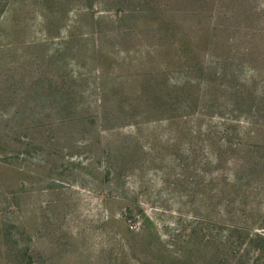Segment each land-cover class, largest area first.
I'll list each match as a JSON object with an SVG mask.
<instances>
[{
    "label": "rangeland",
    "instance_id": "rangeland-1",
    "mask_svg": "<svg viewBox=\"0 0 264 264\" xmlns=\"http://www.w3.org/2000/svg\"><path fill=\"white\" fill-rule=\"evenodd\" d=\"M246 192L264 214V0H0V264H248Z\"/></svg>",
    "mask_w": 264,
    "mask_h": 264
},
{
    "label": "trees",
    "instance_id": "trees-1",
    "mask_svg": "<svg viewBox=\"0 0 264 264\" xmlns=\"http://www.w3.org/2000/svg\"><path fill=\"white\" fill-rule=\"evenodd\" d=\"M6 6H8V5H6ZM81 75H82V73L79 74L78 77L81 76ZM55 91H57L56 88H55ZM41 93H38V94H41ZM170 120L171 119H169V121ZM202 129H203V127L201 126V128L199 130H197L196 133H200V135H203L204 132H202ZM169 130H172V128H169L168 127L167 128V131L169 132ZM194 131H195L194 129L191 130V132H194ZM180 132H182V126H181V128H180V130L178 132L174 129V138H172L171 141H175V146H177L178 143H179V141H180V139H182V137L180 135ZM169 133L171 135V132H169ZM200 137L202 138L203 136H200ZM194 142H195L194 140H193V142L190 141V143H189V148L190 149L188 150V152H190L195 157L187 156L186 154H183V153L181 155H179L183 159V161H187L186 164H189V161H191V162H197L198 161V163H199L201 161V159H200L201 156L198 153L199 152L198 150H204L206 152V154L208 155L211 151L214 150V147L216 145L215 138H213V132H212V129L211 128H209L208 132L206 134H204V137L202 138V143L204 142V144H206L205 146H200V145L196 146L194 144ZM168 144L169 143H167V145ZM210 146H212V147L209 148ZM121 149L122 150H126V151L128 150V153L129 154L136 153V151H134L133 148H130V146L124 147V148L122 147ZM107 155H109V156L105 158V160H106V166H105L106 168H105V174H104V178L106 177L105 180L108 179L109 175L111 174V172L113 170V168H111V166L109 165V162L111 161V160H109V158H111V157L114 158V156H112L113 154L111 152L110 153H107ZM119 158H120V156L118 155L116 157V160L119 159ZM122 159H124V157ZM259 159H260V157L257 156V154H256L255 156H253V157H251L249 159V162H251L253 164L257 162V164H258L259 163V161H258ZM180 162H181V160H180ZM179 165H181V163ZM196 173H197V179H200L201 180L200 183H202V182L203 183H207L208 180L205 178L204 175H202L201 173H199L197 171H196ZM217 179H218V181H217ZM229 179H230L229 177L226 178V181H224V182H220V178H218V177L213 178L211 180L212 182H215L216 183L214 185V187H217V188L215 190L216 192H215L214 196L217 199H220L221 198V193H222L221 189L223 190V187H224V185H222V184H226V182L229 181ZM192 180H193V178H192ZM217 182H219V183H217ZM197 183L198 182H196V184ZM218 186L221 189H218ZM256 189L260 193V187H256ZM259 193H258V195H260ZM246 195L247 196L244 198V201L243 202L246 205L247 204L256 203V208H254V207L248 208L247 206H244V207L241 208V214H240V211L238 213L234 211L235 209H234L233 205L235 206V204H234L235 203V200H230L231 201V205H232L231 207L233 209H232V212H231V214H230V216H229L228 219H233L234 218V222L231 224L232 230H231L230 237L227 238L228 239V243L231 246H233V248H234V247H237V244L243 243V241L245 239H248L251 242V245L252 246L258 247V251H259L257 253V255H256L257 256V259H255L253 262H249L248 264H264L263 261L261 260V259H263L262 258L263 257L262 255L264 253V248L261 245V242H262V240L264 238L263 237L264 234L261 233L260 228H256V229L253 230V226H254L253 221H255V223H257V222H259L262 219L264 220V214H262V211L263 210L261 208V203L259 201V197L260 196H258L257 201L255 202L253 199H250V200L248 199V197L251 195L250 192H246ZM104 198L109 199L108 196H104ZM131 198H133V196H131ZM230 201H228V202H230ZM257 205H258V207H257ZM134 206H136V200H132V201H129L128 202L127 206L124 207V212H125V217L124 218L130 219L129 217H132L134 215ZM139 213H143L144 214V211L141 210ZM250 215L253 216V218H250ZM216 223L217 222H215V224ZM129 231H130L129 233L139 234V233H136V232H132L131 230H129ZM236 238H237V240H235ZM259 242H260V244H259ZM149 243L150 244L148 246H145V247L144 246H138V247H141V248H143V249L146 250L144 253H146L147 255L146 254H143L144 256H147L150 259H153L154 260V259H156L158 257L156 255V253L159 254L158 252H161V253L164 254V250H165V248H163L164 244L163 245H160V246H157V245H155L152 242H149ZM138 245H139V243H138ZM127 246L130 247L129 249H133V250H135L136 247H137L136 245L129 244V243H128ZM233 254L236 255L234 252H233ZM233 254H230L229 256L232 258L233 257ZM247 254H248V250H246V255ZM165 255H166L165 258H169L168 257L169 256V249H168V252H167V250L165 251ZM169 259H170L169 264H186V260H184L181 256L174 257V258H169ZM233 264H245V263L243 261L242 262L241 261H236V262H233Z\"/></svg>",
    "mask_w": 264,
    "mask_h": 264
}]
</instances>
